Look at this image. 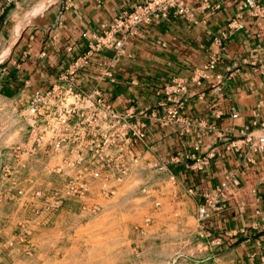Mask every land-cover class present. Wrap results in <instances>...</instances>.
Masks as SVG:
<instances>
[{"label": "crops", "instance_id": "crops-1", "mask_svg": "<svg viewBox=\"0 0 264 264\" xmlns=\"http://www.w3.org/2000/svg\"><path fill=\"white\" fill-rule=\"evenodd\" d=\"M41 1L0 0V54L16 41L0 56V195L26 162L51 151L58 127L65 153L81 145L91 154L92 136L110 132V120L94 124L83 107L81 128L77 110L62 125L56 118L60 99L69 110L79 94L91 96L118 115L119 134L100 154L108 164L101 178L117 179L124 166L108 210L155 206L154 220L195 226L208 194L215 207L201 223L203 238L222 252L262 253L264 149L252 141L264 135V0H185L187 13L120 30L118 54L108 33L143 0H49L10 41L8 23ZM177 84L186 89L173 92ZM175 99L182 105L171 119ZM208 153L201 167L192 158Z\"/></svg>", "mask_w": 264, "mask_h": 264}, {"label": "rangeland", "instance_id": "rangeland-1", "mask_svg": "<svg viewBox=\"0 0 264 264\" xmlns=\"http://www.w3.org/2000/svg\"><path fill=\"white\" fill-rule=\"evenodd\" d=\"M48 1L8 23L10 41ZM56 139L60 148H45L40 163L26 162L19 177L10 180L9 194L0 195V264H264V251L246 257L215 250L216 243L203 238L199 221L162 224L152 215L155 206L108 210L120 177L90 174L99 165V147L92 146L89 155L81 145L65 153L62 127Z\"/></svg>", "mask_w": 264, "mask_h": 264}, {"label": "built area", "instance_id": "built-area-1", "mask_svg": "<svg viewBox=\"0 0 264 264\" xmlns=\"http://www.w3.org/2000/svg\"><path fill=\"white\" fill-rule=\"evenodd\" d=\"M6 2H10V0H5ZM248 5H255V0H245ZM203 6H208V0H201ZM189 12L188 7L185 5V0H143L141 3L137 4L131 11L125 12L120 18L117 19L113 30L108 33L109 38L107 42H110L112 47L115 49L116 53H120L122 50L124 35L121 34L120 30L125 29L126 31H130L135 28L139 24H148L154 18L157 17H167L169 14L180 15ZM114 34H120V37H115ZM107 34L104 35V38ZM209 68L213 67V62L208 65ZM186 89L184 84H177L173 89L175 93H181ZM78 99L77 104H74V108L67 110L64 106V100L60 99L57 104V112L56 118L57 121L61 123H65L69 116L70 111L73 109L77 110V118L81 119V107L85 108L91 114V122L97 123V117L101 118L103 121L107 119L110 120L108 122V126H110V132L105 135L99 136L97 133H94L92 136V142L90 145L97 146L101 150V147L107 146L110 142H113V137L118 136L117 128L118 124V115L114 113V111L109 107V105L105 104L99 98H92L91 96H81ZM41 100V96H36L35 103L30 104L28 107V111L32 114L36 112L38 101ZM182 105L181 100L175 99L174 104L167 109V115L171 119H177V114L180 106ZM86 117V116H85ZM80 122V123H81ZM79 124V122L76 121ZM79 127L81 124L78 125ZM82 127V126H81ZM80 127V128H81ZM80 128H77L79 136L81 135ZM96 128V127H95ZM128 128V127H127ZM131 127L132 133H135ZM78 136V135H77ZM101 137V141L99 142L98 138ZM117 139V138H116ZM115 140V138H114ZM101 143V144H100ZM61 146V140L54 138L51 141V146L54 149H58ZM252 146L255 151L264 149V135H260L256 138V140L252 141ZM211 153H208L206 156H199L197 154H193L192 158H194L195 162L199 167L203 166L207 163ZM99 165L91 171L92 176H101V173L104 169L107 168L106 159H102L99 156ZM124 169V168H123ZM122 168L119 169L118 178L124 173ZM222 187H218L217 191ZM206 201L204 204H201L197 209V218L200 223L206 221L210 216V209L215 207L214 202L208 194H205Z\"/></svg>", "mask_w": 264, "mask_h": 264}, {"label": "water", "instance_id": "water-1", "mask_svg": "<svg viewBox=\"0 0 264 264\" xmlns=\"http://www.w3.org/2000/svg\"><path fill=\"white\" fill-rule=\"evenodd\" d=\"M19 36H20V33H19L18 37H19ZM15 42H16V41H14L13 43H10L8 54L11 52L12 48L14 47Z\"/></svg>", "mask_w": 264, "mask_h": 264}, {"label": "bare ground", "instance_id": "bare-ground-1", "mask_svg": "<svg viewBox=\"0 0 264 264\" xmlns=\"http://www.w3.org/2000/svg\"><path fill=\"white\" fill-rule=\"evenodd\" d=\"M32 13H33V12H32ZM18 29H19V28L15 29V34L13 35V38H12V39H14V38L17 36V34H18Z\"/></svg>", "mask_w": 264, "mask_h": 264}]
</instances>
